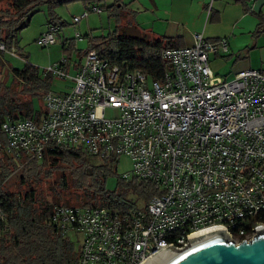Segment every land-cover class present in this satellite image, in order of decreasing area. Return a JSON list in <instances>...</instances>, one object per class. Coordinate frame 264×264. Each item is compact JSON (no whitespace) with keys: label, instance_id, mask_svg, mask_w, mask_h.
<instances>
[{"label":"built area","instance_id":"built-area-1","mask_svg":"<svg viewBox=\"0 0 264 264\" xmlns=\"http://www.w3.org/2000/svg\"><path fill=\"white\" fill-rule=\"evenodd\" d=\"M53 32L49 26L37 44H53ZM193 39L192 46L163 51L171 69L159 80L89 48L72 77L56 65L44 69L72 86L47 92L38 120L0 123L4 149L14 156L40 160L55 147L77 146L98 158L124 155L131 177L156 185L155 194L126 212L52 207L51 226L82 235L78 264H141L211 226L226 227L234 243L264 228V72L214 77L208 55L226 53L227 42ZM107 109L113 114L106 116Z\"/></svg>","mask_w":264,"mask_h":264},{"label":"trees","instance_id":"trees-1","mask_svg":"<svg viewBox=\"0 0 264 264\" xmlns=\"http://www.w3.org/2000/svg\"><path fill=\"white\" fill-rule=\"evenodd\" d=\"M72 1L76 0H5V7L0 8V42L7 46L16 32L28 24L38 5L48 4L51 8ZM79 1L85 6L92 5L93 11H99V6L105 9L108 14L115 16L120 27V31L109 38L93 42L89 48L122 67L142 70L151 80L161 79L171 69L162 53L165 49L179 47L174 40L153 37L143 32L129 34L124 31L125 23L122 25V22L127 20V0H111L109 5L105 4L106 0ZM100 1L102 3L98 5ZM84 12L87 11L82 13ZM47 24L48 27H54L55 32L57 25L62 22L53 15L49 17ZM86 51L83 52V57ZM79 66L76 67L77 70ZM11 75V80L8 81V77L5 78L0 69V123L6 117L18 116L38 120L43 113L33 115L31 100L34 97L41 98L55 77L40 72L29 63L22 69H13ZM19 86L22 90L18 94L16 88ZM18 95L30 96L20 100ZM4 143L5 138L0 131V264H78L80 244L77 245L69 235L61 234L49 224L51 209L55 204L47 200L41 201L36 192L37 176H48L50 173L46 169L47 165L58 166L76 178L73 186L80 189V205L70 204L71 206H98L126 212L137 206L138 200L143 204L157 192L153 182L134 176L123 178L117 174L116 159L98 158L78 146L55 147L37 160L7 153ZM18 166L22 168L20 179L26 189L13 192L6 188L5 182ZM111 175L117 176L114 190H108L105 186Z\"/></svg>","mask_w":264,"mask_h":264},{"label":"rangeland","instance_id":"rangeland-1","mask_svg":"<svg viewBox=\"0 0 264 264\" xmlns=\"http://www.w3.org/2000/svg\"><path fill=\"white\" fill-rule=\"evenodd\" d=\"M91 6H85L84 3L79 0L57 4L51 8H49L48 4L38 5L36 11L30 17L28 24L24 28L18 30L13 37L12 41L16 47V55L14 57L5 56V64L2 68L3 72H5V78L8 77V81L11 80V75H9L10 77L8 76V73L10 74L9 68L22 69L25 63L35 66L40 69V71L48 67L49 64H52L55 59H57L55 62L57 64L60 60L66 59L67 65L70 66L80 58L83 59L82 52L87 49L88 40L99 41L102 38H109L114 35L115 32L120 31V27H118L119 23H117L114 15L108 14L105 9L101 10V13H95L91 11ZM2 7H5V0H0V8ZM83 11L89 13L87 19H82V21L74 23L72 17L79 16ZM53 15L62 22V24L57 25L56 31L53 32L56 43L49 47H41L36 42L37 36L40 30H47L49 17ZM127 22L128 20L126 24L127 27H129L125 28L124 31H135V28L131 27L129 22ZM123 24L124 22H122V25ZM64 42H71L72 48H66L65 51H63L62 44ZM22 50L25 53H23ZM215 60L216 62L213 64ZM214 61H209V69L214 77L226 76L225 79L230 80L241 68L238 67L236 63H233V60H225L223 57H218V59H214ZM262 70H264V64ZM63 71L66 72L65 69ZM67 73L70 72L67 71ZM50 85L49 90L51 92L68 90V88H62L64 83L58 79H53ZM16 90H18L19 94L22 88L19 86ZM29 96L30 95L19 97L18 95L17 98L24 100L26 97V99H28ZM31 107L33 114H42L44 111V103L41 98H32ZM112 114L113 111L109 109L105 111L106 116ZM46 169L50 170L48 176L44 174H39L37 176L38 183L36 185V192H38L40 200H47L55 205L78 204L80 189H75L73 186V182L76 181V178L58 166L47 165ZM116 172L117 174L128 172L131 177V173L133 172L132 162L127 156H118ZM21 173L22 168L18 166V168L8 176L5 182L6 188H9L13 192L24 191L26 185H22L21 183ZM116 179V175H111L107 179L105 186L108 190H114ZM63 182L64 184L62 185ZM138 204H141L140 200H138ZM69 237L77 245L80 244L82 239V235L76 231L71 232Z\"/></svg>","mask_w":264,"mask_h":264},{"label":"crops","instance_id":"crops-1","mask_svg":"<svg viewBox=\"0 0 264 264\" xmlns=\"http://www.w3.org/2000/svg\"><path fill=\"white\" fill-rule=\"evenodd\" d=\"M127 1L125 8L127 11V20L129 25L135 28V31L129 32L127 30L128 32L126 33L136 34L137 32H143L153 37L169 38L172 39V41L174 40L179 47L192 46L194 43L193 36L195 34H200L205 40L213 42L225 39L228 45V51L222 53L220 49H216L214 53L208 55V63L209 61L211 62L214 61V59H218V57H223L225 60H233V63L241 67L237 72L244 69H256L264 72V70H262L264 64V0ZM111 2V0H106L105 4L109 5ZM101 3L102 1H100L98 5H101ZM100 8L99 6V11H91L101 13L103 8ZM86 13V17H83V19H87L89 13ZM80 21L82 20L80 19L79 22ZM126 21L124 22V28H127ZM44 30H40L37 37H39ZM93 42L95 41L88 40L87 49L94 44ZM55 43L56 40L53 44ZM53 44L48 45V47ZM70 46H72L71 42H64L62 44V50L66 48L71 49ZM23 53L25 52L23 51ZM15 55L16 47L13 41L7 46L5 45L4 50H0L1 74H5L2 70L5 64V56L14 57ZM56 60L57 59L53 60L52 64L48 66L56 65L62 71L65 69L66 73L67 71L70 72L67 74L71 77L75 74L77 70L76 67L83 61V59L80 58L77 62L69 66L67 65V61L60 64V60L57 64L55 63ZM215 62L216 60L213 64ZM13 69L14 68H9L10 74L8 73V76L13 74ZM42 72L44 74L46 73L44 69H42ZM225 77L226 76H223L222 78ZM54 79L63 81L64 85L62 88H68L69 90L72 86V82L69 78L60 79L55 77ZM66 91L51 92L47 89L41 96L42 102L44 103L43 96L47 92L63 93ZM18 118L24 117H6L4 120H17Z\"/></svg>","mask_w":264,"mask_h":264},{"label":"water","instance_id":"water-1","mask_svg":"<svg viewBox=\"0 0 264 264\" xmlns=\"http://www.w3.org/2000/svg\"><path fill=\"white\" fill-rule=\"evenodd\" d=\"M225 229L218 225L189 234L183 247L167 245L141 264H264V228L239 243Z\"/></svg>","mask_w":264,"mask_h":264}]
</instances>
